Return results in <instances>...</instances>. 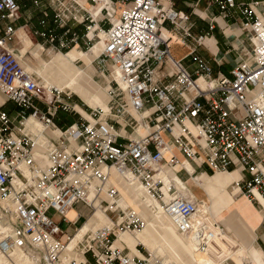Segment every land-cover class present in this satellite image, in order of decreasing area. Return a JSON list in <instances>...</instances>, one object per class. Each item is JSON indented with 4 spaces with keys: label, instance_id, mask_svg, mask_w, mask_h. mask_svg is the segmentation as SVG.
Masks as SVG:
<instances>
[{
    "label": "built area",
    "instance_id": "built-area-1",
    "mask_svg": "<svg viewBox=\"0 0 264 264\" xmlns=\"http://www.w3.org/2000/svg\"><path fill=\"white\" fill-rule=\"evenodd\" d=\"M27 1L40 12L34 30L42 41L38 45L62 52L82 42L89 51L103 33L96 61L104 75L110 63L116 78L107 111L96 110L91 120L81 117L67 129L55 130L63 139L43 147L38 160L39 140L54 128L57 111L72 108L61 91L46 89L22 65L16 23L23 5L0 0V94L18 108L16 125L0 105V253L11 264H145L146 259L126 253V246L115 245L122 232L147 225L141 212L119 204L121 193L112 184L115 172L144 187L178 232L206 250L217 225H196L203 202L183 192L169 173L183 164L176 151L214 173L240 168L248 178L235 186L249 199H256L255 191L264 196V19L257 12L264 0H217L223 16L240 11L252 31L253 50L230 77L214 76L200 57L192 75L171 57L161 27L169 21L191 37L190 17L158 0ZM168 62L173 69L162 75ZM39 101L46 104L45 112ZM31 117L42 124L37 134L27 129ZM121 125L138 136L123 137ZM139 128L147 133L139 134ZM81 202L93 213L96 203L100 208L108 203L104 211L111 224L87 232L71 252L67 245L74 235L67 243L60 241L62 231L48 213L53 210L66 221L69 210ZM16 251L22 252L19 261L12 259Z\"/></svg>",
    "mask_w": 264,
    "mask_h": 264
},
{
    "label": "crops",
    "instance_id": "crops-1",
    "mask_svg": "<svg viewBox=\"0 0 264 264\" xmlns=\"http://www.w3.org/2000/svg\"><path fill=\"white\" fill-rule=\"evenodd\" d=\"M20 1V3L23 5L22 13L24 12V14H22V18L16 23V27L19 28L17 32L18 36L24 33L23 30L27 28L24 27V25H26L27 23L28 25L30 24V21L34 16L31 13L32 10L36 12L38 16L36 29H39L38 21L40 17L39 9L35 8L27 0ZM158 1L165 7H172L177 11L187 13L190 17V20L186 26L187 28H189L191 37L187 36L182 29L171 24L169 21L164 23V25L161 27V31L163 32V34L169 38L171 57L176 61H179L190 74L195 75L196 58L200 57L205 59L210 64L214 76L225 75L230 77L232 70L238 65V63L246 59L249 52H252V31L250 30V28L245 27L246 17L240 11H231L229 13V16L225 17L221 14L219 5L217 4V0ZM241 1L248 3L252 0ZM257 12L259 16L264 19V2L257 7ZM212 24L214 26L213 29L210 28ZM3 26L4 24L0 23V28H2ZM200 36H204V38L200 43H198L196 39ZM20 38H22L25 48H29L30 46L34 45L29 36L24 35L20 36ZM17 45V48L20 50L21 46L19 44ZM95 45L96 48L101 47L100 44ZM79 48H81V45L79 46ZM76 49L78 48H74L72 50ZM43 50L44 48L41 45L36 46L35 50L33 51L34 56L40 58ZM21 52L23 53V50H21ZM81 53L82 55L79 59L84 62L86 67L89 62V64L93 66L92 62L94 58L89 55L91 58V60H89V58L84 55L88 54V52ZM67 54L54 56L49 63L44 62L46 63L47 74H57V79H53L52 77H48L46 75L47 77H44L45 82L49 83L57 80L59 83H61V85L67 87V90L71 91L76 96H79L89 107L96 108L97 106H102L103 109L107 111L108 106L106 96L101 97L100 100H95L93 103H89V100L85 99L81 95L78 86H71L74 75L79 70L72 68L73 62L77 60L71 62V74L64 75L63 73L56 71L50 67V65L53 64V62L58 57L62 58L67 56ZM172 69L173 67L171 63L168 62L162 68L161 74L166 75L167 73L171 72ZM61 90L64 91V89ZM69 96L70 95H68L67 100H64V102L71 106L72 109L69 111H64L63 109L59 108L54 118V128L51 127L49 129H46L44 137L39 140L40 146H38L36 150L38 160L41 157V153L44 152V148H47L49 144L59 143L63 139L62 137L56 136L57 134L55 133V130L62 131L67 129L69 126L79 122L80 118H78V114H83L81 111H79V108L81 106L77 102L71 100ZM0 105L3 110L11 115L12 121L17 124L16 111L18 110V108L14 104L6 102L1 94ZM37 106L43 112L47 110L46 105L41 104L40 102H37ZM73 111H75V113ZM29 121L27 122V129L29 131L37 134L42 130L40 128V122L33 118ZM117 127L119 128L122 136L125 138L138 136V133L131 127H125L123 125ZM138 132L141 135L147 133L146 129L144 128H139ZM175 153L177 154L179 159L183 161V164H180L178 167L173 168L169 172L175 179L176 185L187 190V185L183 181V179H185V176H187V172L191 175L199 173V175L193 176L191 179L192 182L190 181L189 183H194L199 188L201 193L207 196V201L203 203L205 209H207V215L211 216L214 222H216V224L219 226V228L224 231L225 239L233 243V245H235L238 250L244 251L247 254V258L246 260H244V262L242 261L239 263L234 261V263L264 264V196L255 191L256 199H249L243 193V189L240 190L239 187L235 186L236 182L248 178V175L242 172L240 168L237 169L234 167L229 169L228 171L216 173L213 172L212 174V171H210L206 166H200L195 163L190 164L188 161L184 160V157L181 153H179L178 151H176ZM184 170H186L187 172ZM175 172H177L179 177H176ZM112 184H118V181H114L113 176ZM137 184L140 186L139 183ZM140 187V197L133 200L128 196V191L123 187L124 194L123 198L121 197L119 204L123 208L132 207L135 210H141L140 212L147 220V228L145 230L147 234H140L143 230L137 232L127 231L119 235V238L115 242V245H122V247L126 246L133 254L143 257L144 255L138 250L137 246L140 244L146 250H152L151 242L155 241L153 235H157L163 242V245L156 248V255L162 256L164 258L165 264L172 263L174 259L177 258L170 248L169 241L172 237L179 238L177 235L181 234L178 232L175 225L169 218L162 220L159 214L154 213L152 209L150 211H145L146 207L141 203V197L148 193L144 187ZM230 187L232 188V190H229ZM190 196L199 200L192 194ZM150 198L159 207V209H161L160 202L153 199L151 196ZM123 202H125L126 204L125 207L123 206ZM98 207L99 206H97L95 212L93 213V210L87 204L81 202L76 204L72 209L69 210L66 221L63 219V217H60V222H62V224H59V228L61 227L60 225H64L62 227L63 229L60 228V230L62 231V234L59 236L60 241H62L63 243H67L69 236L74 235L75 237L77 232L87 224L90 225V229L88 230V232L93 231L94 228L104 222H107V224L104 226L111 224V221L105 213L104 209L100 207L98 209ZM231 243L230 245H232ZM167 246H169L170 248L171 256L170 254L169 256L166 255L168 253V251L166 250ZM184 251L185 254L184 252L183 254L185 256V261H176L179 264H191L190 258L188 257L186 252L187 250ZM160 252H162V254ZM233 254L231 253V255H229L226 259L232 256L234 257ZM226 259L220 264H225L224 262H226ZM194 262L193 264H196ZM197 264L199 263L197 262Z\"/></svg>",
    "mask_w": 264,
    "mask_h": 264
},
{
    "label": "rangeland",
    "instance_id": "rangeland-1",
    "mask_svg": "<svg viewBox=\"0 0 264 264\" xmlns=\"http://www.w3.org/2000/svg\"><path fill=\"white\" fill-rule=\"evenodd\" d=\"M18 2H21V1L18 0ZM31 13L34 16H33L32 20L30 21V24L28 25V27L23 30L24 33L20 34V36H24V35L29 36V38L33 41L34 45L30 46L29 48H25V46L23 44V41H22V38H21V43L19 45L21 46L20 50H23V53H22L23 57L21 59L22 65L28 71L36 73L38 78H39L40 84L43 87H46V89H47V86H53V87H56L58 89H64V92H62V95H61V98L63 99V101L67 100L68 95H70L69 96L70 99L75 101V102H77L81 106L79 108V111H81L83 114L76 113L79 116L78 118L81 119V117H83L87 121L91 120L92 113H94V111H96V110H100V109L102 110L103 109L102 106H97L96 108L89 107L79 96H76L74 93H72L71 91L67 90V87L61 85V83H59L57 80H55L56 82L55 81L54 82H49V83L45 82L44 77H47V76L48 77H52L53 79L54 78L57 79V74H55V73H50V74L48 73L47 74V72H46V70H47L46 69V63H49L54 56H57V55H60V54H67L69 52V50L62 51L63 53H60L58 50H54V49L50 48V45H46V46L43 47L44 50L42 51L40 58L35 57L34 54H33V51L35 50L36 46H38V44L41 43L42 41L38 37H36L34 35V30L37 28V20H38L37 13L34 12L33 10H32ZM22 14H24V12ZM95 42H96V40L94 41V43ZM95 44H97V43H95ZM78 49L81 52H85V53L89 52L87 50L86 46H84L82 42H81V48H78ZM96 58L92 62V65H93L92 70H95V71H93L94 75L92 76L91 80H94L93 81L94 83L96 82L95 84L97 86H99L101 94H103V96H106V98H107V106H108L109 102L111 100V95L109 93V89H110V85H112L114 87L113 80H114V78H116L115 77L116 74L114 73L113 69L110 67V63H108L109 66L108 65L106 66V71H105V75H104L102 73L101 69L99 68V65H98V63L96 61ZM44 62H46V63H44ZM43 63H44V65H43ZM72 68L73 69L85 70L86 65L84 64V62L82 60L78 59L77 61L73 62V67ZM74 85H77V84H74ZM77 86H79V85H77ZM43 96L45 98L50 97V96H48V93L45 90H43ZM88 100H89L88 101L89 103H93V101H92L93 99H88ZM40 103L46 105L42 101ZM73 112L75 113V111H73ZM80 119H79V121H80ZM16 125H18V124H16ZM40 128L43 129L42 125H40ZM190 164H193V163L191 162ZM212 174H213V172H212ZM197 175H199V173H197V174L195 173L193 175H188L187 174V176L184 175L185 179H183V181L187 185V190L183 191V192H185L189 196L191 194L194 195V197L198 198L201 202L204 203L205 201H207V196L205 194L201 193L199 188L194 183H189L191 181L192 177L193 176H197ZM113 179H114V181H118V184H115V186L120 191L121 196L123 198V194H124L123 187L127 190V187H126L125 183H131V182L129 180L125 179L123 176H121L120 174H118L116 172L113 173ZM229 190H232V188L230 187ZM128 196L130 198H132V200L133 199H137L130 192H128ZM138 197H140V195ZM103 198L106 201H110L106 196H103ZM107 206H108V203L104 202L103 209L106 208ZM123 206L124 207L126 206L125 202H123ZM137 211L140 212L141 210H137ZM161 213L164 214L162 212V210H161ZM48 214H49L50 217H52L53 221L56 224H58V226H59V224H62V222H60L61 221V218H60L61 216L60 215L55 213L53 210L50 211ZM108 215L109 214L107 213V216ZM165 217L168 218L166 215H165ZM204 218H207V220L210 221V222H214L212 217L209 216V215H206V217H200L199 221L202 222L204 220ZM106 224H107V222L102 223L101 225H99L96 228H94L93 231H95V230H97V229H99L101 227H104V225H106ZM60 226H61L60 228L63 229L62 227L64 225H60ZM146 228L147 227H145L143 229L142 233H140V234H142V235L143 234H147L146 231H145ZM177 236L180 239L179 241L181 243H183L182 246L184 247V249L187 250L186 252H187L188 257L190 258L191 264H193L194 260H195L194 263H196V264H197V262L199 264H220L229 255H231V253L232 254L234 253L233 254L234 257L232 256V257H229L228 259H226V262H224L225 264H235L234 261L235 262H239V263L242 262V261L244 262V260H246V258H247V254L244 251L238 250L236 248V246L233 245V243H231L229 240L225 239L224 237H222L220 239H217L214 242V244L211 246V249L208 252H205L204 254H201L203 256H200V255H198V253H197L196 249L193 247V245L188 241V239H185L181 235H177ZM153 237H154L155 241L151 242L152 250L151 249H147L146 250L140 244L137 246L138 250L144 255L143 257H140V256L139 257L141 259H146L145 264H165L164 258L162 256H157L156 255V248L162 246L163 242L159 239V237L157 235H153ZM229 242L232 245H230ZM116 246L122 248V245H116ZM166 250L168 251V253L166 255L169 256V254H170L169 246H167ZM125 252L129 253L131 256H135V254H133L128 248H126ZM160 253L162 254V252H160ZM71 255L74 256L75 254L71 253ZM170 256H171V254H170ZM0 260L2 261L3 264H10V262L5 257H3L1 254H0ZM176 260L177 259H174V261L172 263H169V264H179L178 263L179 261L177 262Z\"/></svg>",
    "mask_w": 264,
    "mask_h": 264
},
{
    "label": "bare ground",
    "instance_id": "bare-ground-1",
    "mask_svg": "<svg viewBox=\"0 0 264 264\" xmlns=\"http://www.w3.org/2000/svg\"><path fill=\"white\" fill-rule=\"evenodd\" d=\"M104 34L102 33L101 34V38L102 40L100 42H98L97 44H100L101 47L100 48H96V45H94V47H92L88 54H84L86 55L89 60H91L90 56L91 55L94 59L100 55V53L102 52L103 50V47H104ZM77 48V47H76ZM74 49V48H73ZM60 53H63V52H60ZM82 53L78 51V49L76 50H72L67 54V56L65 57H62V58H57L53 64L50 65L51 68H53L54 70L56 71H59L61 73H63L64 75L65 74H71V62L74 61V60H78L80 57H81ZM61 59V60H59ZM90 63V62H89ZM88 63L87 67L85 68V70H78L76 72V74L74 75V79H73V82L71 84V86H78V88L80 89V93L81 95L85 98V99H93L92 101L94 102L95 100H100L101 97H103V94H101L100 92V88L99 86H97L93 81L94 80H91L92 76L94 75L93 74V71L95 70H92V67L90 64ZM74 84H77V85H74ZM85 90H84V88ZM53 88H56V87H53V86H47V89L51 90ZM57 90L61 91V92H64L63 90L61 89H58L56 88ZM103 111H106L104 109H102ZM35 119L37 120L36 118L34 117H31L30 119ZM29 119V120H30ZM28 120V121H29ZM27 121V122H28ZM38 121V120H37ZM30 122V121H29ZM39 122V121H38ZM33 123V122H32ZM33 125V124H32ZM42 125V124H41ZM26 126H27V123H26ZM33 127V126H32ZM31 128V127H30ZM35 157L37 158V155H35ZM179 165H177L178 167ZM176 168V167H174ZM218 172H222V171H218ZM123 176L125 179L129 180L131 183H125L126 187H127V190L128 192H130L135 198H138L139 195H141V187L138 186L134 181L133 179L131 178V176L127 175V176H124V175H121ZM146 190V189H145ZM147 191V190H146ZM148 193V192H147ZM149 194V193H148ZM148 194H145L141 197V203L143 205H145L146 207V210L145 211H150L152 209V211L156 214H159L160 218L162 220L164 219H170L172 221V219L166 214L164 213L163 209H162V205L160 203V207H161V210L162 212L168 217L166 218L164 214L161 213V210L159 209V207L154 203L153 200H151L150 196ZM261 194V193H260ZM120 202V201H119ZM98 204L96 203V208H97ZM203 212L197 217L196 219V225H200L202 224L203 222H207L209 223V225H214L215 222H210L207 220V218H204V220L202 222L199 221V218L201 216L203 217H206L207 215V209H205V206L203 205ZM99 209V207H98ZM166 221V220H165ZM173 222V221H172ZM174 224V223H173ZM217 225V224H216ZM90 229V225L87 224L85 227L81 228L77 234L75 235V237L71 240V242L67 245V250L68 251H72L75 249L76 245L78 244V242L80 240H82L83 236L88 232V230ZM214 232H215V237L213 238V240L211 241L209 247L204 250V251H200L195 242L193 241L192 238L190 237H186V236H183L185 239H188V241L193 245V247L196 249L198 255L200 256H203L201 254H204L205 252H208L210 249H211V246L214 244V242L217 240V239H220L222 237L225 236V233L224 231L219 228V226L217 225L216 228H214ZM125 232H122L121 234H123ZM169 245H170V248L171 250L173 251V253L175 254L176 258L178 261L180 262H184L185 261V249L184 247L182 246L183 243H181L179 241V238L177 237H172L171 240L169 241ZM184 252V254H183ZM1 254V253H0ZM2 255V254H1ZM3 256V255H2ZM70 257H73L71 255V253L69 254ZM4 257V256H3ZM22 257V252L21 251H16L13 253L12 255V259L15 260V261H19ZM11 264L12 260L5 257ZM0 264H3L2 261L0 260Z\"/></svg>",
    "mask_w": 264,
    "mask_h": 264
}]
</instances>
